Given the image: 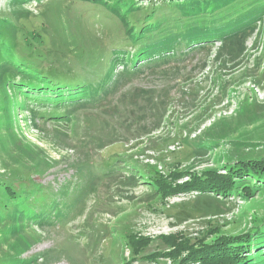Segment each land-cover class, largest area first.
Masks as SVG:
<instances>
[{"label": "rangeland", "instance_id": "374dc122", "mask_svg": "<svg viewBox=\"0 0 264 264\" xmlns=\"http://www.w3.org/2000/svg\"><path fill=\"white\" fill-rule=\"evenodd\" d=\"M11 1L0 0V12L18 10ZM22 1L18 7L33 19V30L59 50L53 65L69 68L65 78L99 85L109 76L99 100L83 107L53 108L32 93V114L10 110L12 129L0 111V178L14 179L9 169L19 168L17 158L25 156L22 173L59 189L55 205L69 200L51 221L33 223L37 238L22 257H37V264H177L179 259L159 254L173 251L162 235L199 244L264 229V177L238 179L226 197L192 191L162 200L149 179L157 170L169 178L174 169L223 173L227 155L264 158V9L248 20V14L235 18L254 22L244 32L233 28L226 37L185 49L189 31L200 29H177L164 41L171 47L174 40L175 52L135 60L144 38L131 36V24L138 31L141 14L169 11L180 0ZM55 113L58 119H47ZM14 132L39 150L24 154L21 143L10 139ZM23 181L12 184L18 188ZM131 233L151 238L135 257ZM262 242L254 240L251 254H264Z\"/></svg>", "mask_w": 264, "mask_h": 264}, {"label": "trees", "instance_id": "16d2710c", "mask_svg": "<svg viewBox=\"0 0 264 264\" xmlns=\"http://www.w3.org/2000/svg\"><path fill=\"white\" fill-rule=\"evenodd\" d=\"M17 1L18 3L15 0L9 3V6H12L11 9L19 8L18 10L14 9L12 14L7 15L0 12V111L7 113L4 126L13 128L11 127L13 119L9 113L10 110L24 108L28 109L29 114L33 113L27 105L29 99L34 100L31 96L32 93H36L35 97H46L49 102L44 103L51 104V107L57 109L64 106L75 107V105L83 107L91 102H97L102 92L108 88L109 76L99 85H96L98 83L96 80L81 83L76 79L69 81V78H65V75H69V68L58 64L57 66L53 65L55 52L59 50L42 40L33 30V19L27 18L29 15H27V11L18 7L23 6V1ZM24 1L26 2V0ZM235 1L180 0L178 5H168L169 11L151 8L150 12L141 14L136 20L139 24L138 31L135 30L137 25L131 24L134 27L130 32L131 36L144 38L141 45L137 47L139 48L137 53L133 54V58L137 60L142 55L175 52L174 40L170 41V43L172 42L171 47L164 41L166 33H174L177 29H182L181 32L190 29V27L200 29L189 31L186 41H183V45H187L186 49L194 44L226 37L231 34L233 28L234 32L239 29L240 32H244L253 28L252 20L245 22L235 18L243 14H248L245 16V20L255 17L264 9V4L259 6L255 4L256 0H251L249 4L244 3V0ZM175 8H178L179 11L172 12ZM260 15H263V12ZM231 24L234 27H231ZM152 31L156 33L155 36ZM150 35L152 38H149ZM43 44L46 45L45 49L41 48ZM144 48L149 50L144 51ZM118 61H120L118 65L123 62L122 59ZM8 88L13 93L9 94ZM18 95L23 99H20ZM60 113H55L48 118L42 115L41 118L58 119ZM0 124L3 122L0 121ZM9 136L12 141L21 143L17 148L24 154L39 150L35 144L21 142L15 132L14 134L10 133ZM24 157L19 155L17 158V162L20 163L19 168L9 169V175L14 179L9 181L7 178H0V264H37V257H22L37 238L31 229L33 223L41 219L51 221L49 217L63 213L65 211H61L64 207L63 204L69 202L65 198L66 201L55 205L54 201L59 195V189L33 180L31 174L26 177L25 174L28 175L30 172L22 173L25 169L21 162L24 161ZM224 162L222 168L225 172L223 173L220 172V169L214 168H205L196 172L174 169L169 178L166 176L167 173L157 170L154 175H150L149 179L152 181L151 185L158 190V195L162 200L174 194L192 191L226 197L232 194L238 179L245 176L256 180L264 177V158L247 159L227 155ZM36 168L39 171L38 167ZM139 172L142 176L146 175L144 168H141ZM185 177L188 179L183 181ZM23 178L27 179V182L23 181L18 188H15L12 180H22ZM34 185L37 186L30 190L29 186ZM44 198L48 200L46 205L45 201H41ZM27 220L30 221L27 222ZM263 238L264 229L259 227L255 233L223 235L214 238L212 242L204 241L199 244L191 242L190 238H181L177 234L162 235L161 239L170 246L169 250L173 248V251L159 254L171 256L174 260L179 259L177 264H264L263 253L258 256V251L256 255L251 254L253 244H255L254 240ZM128 242L132 247L133 257H135L150 244L151 238L131 233L128 235ZM262 244L259 247H263L264 244ZM151 255L153 258L156 253L146 256ZM132 262L130 260L126 264H132Z\"/></svg>", "mask_w": 264, "mask_h": 264}]
</instances>
